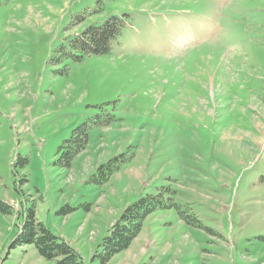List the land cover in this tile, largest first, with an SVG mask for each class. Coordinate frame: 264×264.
Segmentation results:
<instances>
[{"label":"rangeland","instance_id":"rangeland-1","mask_svg":"<svg viewBox=\"0 0 264 264\" xmlns=\"http://www.w3.org/2000/svg\"><path fill=\"white\" fill-rule=\"evenodd\" d=\"M96 2L0 7V199L12 206L0 264H47L12 245L29 211L101 264L92 256L122 211L168 189L199 228L155 211L106 264H264V0ZM87 9L98 13L77 24ZM114 14L129 26L109 55L72 51ZM119 155L130 160L106 183L89 182Z\"/></svg>","mask_w":264,"mask_h":264},{"label":"trees","instance_id":"trees-1","mask_svg":"<svg viewBox=\"0 0 264 264\" xmlns=\"http://www.w3.org/2000/svg\"><path fill=\"white\" fill-rule=\"evenodd\" d=\"M8 1L0 0V7ZM97 2L96 5L99 6L100 0ZM103 6L100 9H103ZM95 13H98L97 10H82L78 15L75 14L74 18L76 21L82 20L77 23L80 24ZM127 28L128 23L125 21V16L114 14L87 27L77 37H73L71 49L81 57L109 55L111 50L118 45ZM260 46H264V43ZM86 142V131L73 135L68 150L62 156V165L69 167L70 161L84 148ZM126 160H130V158L126 157L125 159V156L119 155L109 161L107 165L100 166L97 175L93 176L89 182L95 185L106 183ZM258 181L264 185V174L259 176ZM172 196L173 192L168 189L166 193L159 192L157 195H146L135 200L122 211L118 219L107 229V235L101 239L97 246L100 253L95 252L92 258H98L101 264H106L112 257L126 250L139 235L145 219L155 211L174 208L180 217H183L190 224H197V228H199L196 218L190 215L186 216V211H182L181 207L174 204ZM11 210L12 206L0 199V213L8 215ZM18 243L32 245L47 264H84L79 252L69 242L55 236L42 223L38 222L33 211H29L25 217L19 229L18 237L12 245Z\"/></svg>","mask_w":264,"mask_h":264}]
</instances>
